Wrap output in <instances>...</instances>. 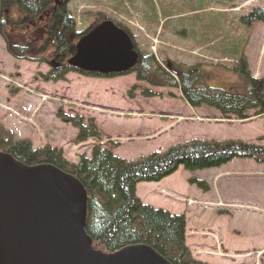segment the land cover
<instances>
[{"label": "rangeland", "instance_id": "obj_1", "mask_svg": "<svg viewBox=\"0 0 264 264\" xmlns=\"http://www.w3.org/2000/svg\"><path fill=\"white\" fill-rule=\"evenodd\" d=\"M68 8L77 32L109 19L166 70L171 63L200 65L211 88L239 86L233 68L242 56L251 75L264 79V23L242 22L254 9L264 11V0H71ZM50 70L49 64L13 58L0 37V123L14 140H30L34 149H62L69 162L92 158L96 147L135 162L193 142L264 145V116L255 111L248 120L224 119L213 108H192L179 88L151 86L135 73L109 79L69 73L63 82L42 81L39 75ZM58 112L83 118L84 126L93 123L100 139L76 143L79 130ZM190 179L205 182L209 191L190 185ZM158 185L174 193L157 191L149 206L185 215L193 258L264 264V163L235 158L219 169L180 167L153 192ZM201 236L209 241L200 244Z\"/></svg>", "mask_w": 264, "mask_h": 264}, {"label": "trees", "instance_id": "obj_2", "mask_svg": "<svg viewBox=\"0 0 264 264\" xmlns=\"http://www.w3.org/2000/svg\"><path fill=\"white\" fill-rule=\"evenodd\" d=\"M70 1L0 0V37L7 52L17 60L49 64L51 70L39 75L44 82H63L69 73L111 78L80 71L70 64L79 40L109 20L104 19L85 32H77L75 19L68 8ZM254 21L264 23V11L254 9L242 18L246 24ZM135 49L139 57L132 72L137 81L154 87L179 88L183 100L192 108H213L224 119L248 120L250 111H255V116H264V79L251 75L244 56L233 68L239 75V86L220 90L209 87V74L202 71L200 65L171 63L167 64L166 70L154 54H143L137 46ZM143 96L151 97V94L144 91ZM57 117L79 130L76 143L100 139L93 123L84 126L83 118L63 116L61 112ZM11 136L0 123L1 152L28 166L52 165L82 183L88 195L86 233L93 240L95 249L113 254L128 246L146 245L171 264L207 263L193 258L186 243V217L143 204L136 196L137 185L159 183L180 167L188 172L219 169L235 158L264 163V145L193 142L135 162L96 147L92 158L82 155L75 164L64 157L62 149L50 146L34 149L30 140H14ZM189 184L203 192L209 191L203 181L190 179Z\"/></svg>", "mask_w": 264, "mask_h": 264}, {"label": "water", "instance_id": "obj_3", "mask_svg": "<svg viewBox=\"0 0 264 264\" xmlns=\"http://www.w3.org/2000/svg\"><path fill=\"white\" fill-rule=\"evenodd\" d=\"M138 57L131 36L106 21L79 40L69 62L89 74L122 76ZM87 200L75 177L0 151V264H171L146 245L113 254L95 249L86 233Z\"/></svg>", "mask_w": 264, "mask_h": 264}, {"label": "crops", "instance_id": "obj_4", "mask_svg": "<svg viewBox=\"0 0 264 264\" xmlns=\"http://www.w3.org/2000/svg\"><path fill=\"white\" fill-rule=\"evenodd\" d=\"M156 184V183H155ZM155 184L154 183H141V184H138L137 185V187H136V195H137V197L140 199V201L143 203V204H145V205H150V203L148 202V199H149V197L151 196V195H154V193H156L157 191H159V192H163V193H165V194H169V193H174L173 191H171V189H169V188H165V187H163L162 185H158V187L157 188H155L154 187V189H155V191L153 192L152 190H153V186H155ZM158 184V183H157ZM144 188L145 190L143 191V192H141L140 190H141V188ZM147 188H149L148 190H147ZM150 191V192H149ZM148 192V196H146L145 195V193H147ZM154 208V207H153ZM207 227V226H206ZM206 229V228H205ZM204 231V230H203ZM222 242H223V246H225L226 245V242H225V240L224 239H220ZM200 241V244L201 243H203L204 241L205 242H208L209 240H208V237H202L201 236V239L199 240ZM204 245H207V243L206 244H204ZM227 246V245H226ZM203 247H205V246H203ZM228 251H230V252H232V254H235L236 253V251H235V249L233 250V248H230V247H227L226 248ZM227 264V263H226Z\"/></svg>", "mask_w": 264, "mask_h": 264}]
</instances>
